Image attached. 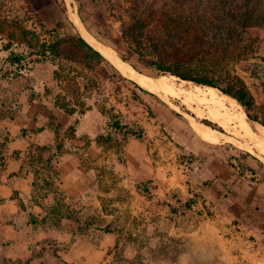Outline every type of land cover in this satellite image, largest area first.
<instances>
[{
    "label": "rangeland",
    "instance_id": "1",
    "mask_svg": "<svg viewBox=\"0 0 264 264\" xmlns=\"http://www.w3.org/2000/svg\"><path fill=\"white\" fill-rule=\"evenodd\" d=\"M133 1L0 0V114L8 111L1 108L5 93L25 91L29 99L33 96L41 100L44 95L46 99L42 101L51 107L56 103L58 107L75 110L78 116L98 108L135 130L157 126L167 133V124L162 122L164 117L175 116L177 120L169 123L179 129L187 123L191 128L200 123L205 125L202 121L207 120L221 128L223 132L217 131L225 133L237 147H246L264 169V155L258 151L253 139L239 133L233 123L228 131L212 118L216 112L224 111L227 115H222L223 120L245 114V120L254 132L264 130L261 124L248 119L247 112L235 99L225 97L220 90L248 92L254 98L250 115L264 123V0H146L153 8L180 2L181 14H175L169 22L155 20L154 16L144 23L132 18ZM169 23L174 26L171 30L166 29ZM81 39L97 49L102 58ZM129 49L142 51L185 77L214 82L220 88H214L217 98L225 102L228 110L219 111L214 104L189 95L199 86L194 82L143 67L138 54L128 56ZM104 50L113 52L122 62L123 57L127 58L129 61L124 63L153 83L159 78L168 79L172 90L167 93L152 92L143 87L147 92L134 89L131 81L138 84L137 80L124 75L103 54ZM11 51L22 55L24 63L42 62L33 70L25 71L22 79L10 78L6 59ZM40 52H44L45 57ZM132 92L140 101L133 100ZM23 102L20 99L8 101L13 109L10 112L19 113L18 108L24 106ZM45 120H49L48 129L54 133V139L55 133L58 138L61 135L65 139L71 135L72 128L56 126L53 116L45 117ZM29 132L27 128L21 129L16 139L0 132V167L3 169L15 163L12 173L17 187L13 202L7 206L9 216L0 220V264H153L145 253L143 258L135 261L125 257V250L117 258L98 253L103 238L100 227L111 218L93 210L85 211L79 201L68 199L59 180L55 181L52 169L30 165L24 148ZM119 139L114 135L115 142L111 144V149L118 153L122 150ZM52 151L55 153V147ZM26 175L29 176L32 200L23 193L28 185ZM55 187L60 193L58 202L69 220L64 221L60 229H55V220H52L55 216H52L46 224L30 230V215L40 213L39 219L45 216L43 210L33 204L42 202L45 210L50 211L55 207ZM115 223L112 219L109 225ZM74 244L76 251L70 254ZM108 245L113 251V241H108Z\"/></svg>",
    "mask_w": 264,
    "mask_h": 264
},
{
    "label": "crops",
    "instance_id": "2",
    "mask_svg": "<svg viewBox=\"0 0 264 264\" xmlns=\"http://www.w3.org/2000/svg\"><path fill=\"white\" fill-rule=\"evenodd\" d=\"M5 94L1 108L8 111L0 114V132L16 139L27 128L30 135L24 148L28 160L34 145L55 147L59 170L55 181L59 180L63 194L79 201L85 211L116 221L100 227V255L117 258L125 250L127 259L135 261L145 253L153 264H264V169L246 147H237L225 133L219 132L217 143H209L189 123L183 129L171 125L177 120L173 116L163 118L167 133L157 126H144L140 127L142 138L125 140L121 133L107 132L110 116L98 108L78 116L75 110L67 111L56 103L51 107L42 101L44 95L40 100L29 99L25 91ZM14 99L25 101L21 109L15 107L17 114L10 112L8 103ZM49 116L55 118L56 126L72 128L71 135L65 139L55 133L54 139L49 120H45ZM114 135L121 138L120 153L111 149ZM14 165L0 167L1 221L9 216L7 206L17 189ZM28 179L23 193L31 199ZM58 195L55 187V207L50 211L42 202L33 204L45 216L30 215V230L46 224L58 206L62 216L52 218L55 229L69 220ZM108 241H113V251ZM72 248L70 254L76 251L75 244Z\"/></svg>",
    "mask_w": 264,
    "mask_h": 264
},
{
    "label": "trees",
    "instance_id": "3",
    "mask_svg": "<svg viewBox=\"0 0 264 264\" xmlns=\"http://www.w3.org/2000/svg\"><path fill=\"white\" fill-rule=\"evenodd\" d=\"M134 1H136V0H134ZM134 1L132 3V7H131V11L133 13L132 18L134 20L140 22V23H142L143 21L146 22L147 21L146 19H152L155 17H156L155 20L161 19V20H166L165 22H169V21H171V19H169V18H172L175 14H178V16H179V14H181V9H180L181 3L180 2H177L175 4L173 3L171 5H166L164 8L161 5H159L157 8H153L152 5L149 4L146 0H137L136 3H134ZM173 27H172V24L169 23V25H167L166 29L171 30V29H173ZM80 41L86 47H88L92 52H94L98 57L102 58L101 54L98 51H96L91 45H89L86 41H84L83 39H81ZM135 53L138 54V61L140 62V64L143 65V67H145L147 69L155 70V71L159 72V74H162V75L170 74V75L176 76V77H178L184 81H192L196 85H199V86H204V87L207 86V87L220 89L212 81L193 79V78H189V77H185L183 75H180L179 73L172 70L170 67L164 65L162 62H159L157 60L149 58L142 51H134L133 49H129L128 56H132ZM40 55L45 57L44 52H42V53L40 52ZM123 59L125 62L129 61L125 57H123ZM40 62H42V61H37L33 65H31V63H29V62L24 63V58L22 57V55H18L17 53L11 51L8 58L6 59V63H8V69H9L8 76H10V78H13V79L17 78L18 76L22 75L25 71L33 70L35 65L40 63ZM131 83H132L134 89H137L140 92H147L139 84L132 82V81H131ZM220 90L224 95L235 99L239 103V105L245 109V111L247 112V116H248L249 120L255 121L264 127L263 122L258 121L256 118H253L249 113L251 108L254 106V98L248 92L246 93L245 90H243V89L241 91H238V92H234L230 89H220ZM152 96H154V95H152ZM132 98L135 101H140L139 96L135 92H132ZM61 108H64V107H61ZM64 109L67 111H70V110L66 109V107ZM183 109H185V107H183ZM187 113L191 114L190 112H187ZM191 115L194 116L193 114H191ZM177 116H179V115H177ZM202 123L208 127L213 128L214 130H219V131L223 132V130L221 128H218L216 125H214L210 121L203 120ZM106 130H107V132H117V133L123 134L125 140L129 137L142 138V136H143L142 130H135L132 127H130L129 125L122 123L118 119L117 120L113 119L112 117H110L106 122ZM101 138H103V136ZM104 139H106V141H107L110 139V136L109 135L104 136ZM5 140H6V142H8L7 137ZM28 157H29V161H30L31 166L37 167V168H43L44 166H47V168L53 170V172H54L53 175L55 176V178L58 177L59 170L57 169V164L55 163L53 165V160H54V158L56 160L57 154L53 153L50 148L41 147L39 145H34V146H32ZM48 192H46V195ZM59 207L60 206H58L56 209L54 208L52 210V213L55 217L56 216H62L61 211L58 209ZM44 221H45V219L43 220V222ZM31 223L33 225L37 224L36 219H31Z\"/></svg>",
    "mask_w": 264,
    "mask_h": 264
},
{
    "label": "bare ground",
    "instance_id": "4",
    "mask_svg": "<svg viewBox=\"0 0 264 264\" xmlns=\"http://www.w3.org/2000/svg\"><path fill=\"white\" fill-rule=\"evenodd\" d=\"M101 52V51H100ZM103 54L108 57L109 59H111L110 61H112L114 63V65L119 68L122 73L130 78L136 79L138 84L147 89L150 90L152 92H167L169 93V90L172 88L170 87V83L168 82V79L166 78H159L158 80H156L154 83L151 79L144 77L142 75H138L129 65H127L126 63H124V61L122 62L120 59H118L114 53H110L109 51L104 50ZM119 56V55H118ZM174 80V79H173ZM186 85V84H185ZM184 85V86H185ZM177 87V86H176ZM183 87V86H182ZM207 87V86H205ZM195 88V86H194ZM178 89V88H177ZM181 90V88H180ZM183 90V89H182ZM187 90V89H185ZM191 90V89H190ZM178 92V91H177ZM185 92V91H184ZM173 94V92H172ZM182 94V93H180ZM189 95L191 96H195V97H200L202 98V100H204L205 102H210L212 104H214L219 111H224L227 109L225 102L219 100L217 98L218 95H216L215 93V89L212 87H207V89L203 90L202 87L200 86H196L195 90L193 92H190ZM188 97V96H187ZM194 97V98H195ZM219 97V96H218ZM227 98H229L228 96H225ZM190 99V97H189ZM231 99V97L229 98ZM194 100V99H193ZM201 100V99H200ZM233 100V99H231ZM198 101V100H196ZM226 101V100H225ZM235 101V100H233ZM204 102V103H205ZM202 103V102H201ZM230 103V102H229ZM211 104V105H212ZM233 104V103H232ZM230 106V105H229ZM215 107V109H216ZM239 107V105H238ZM217 110V109H216ZM228 110V109H227ZM236 110V109H235ZM239 110V109H238ZM213 112V111H212ZM232 112V111H231ZM224 113L226 114L227 112L224 111ZM223 112L220 114H218L216 112V116L212 115L211 117L213 118V120H215L214 122H218L221 125H224V128H228L230 123H233L235 125V128L237 127V129L239 130V133L244 134L245 136L253 139L257 145V149L258 151L264 155V130L263 131H257L254 132L252 130V127H250V125L247 123V121L245 120L246 115L245 114H236V115H231L232 117L228 118L227 120H223L224 118L222 117V115L224 114ZM224 114V115H225ZM233 114V113H232ZM223 115V116H224ZM227 115V114H226ZM255 126V125H253ZM193 127V126H192ZM231 127V125H230ZM233 127V125H232ZM194 131L196 132V134L201 137L203 140L208 141L209 143H217L219 140V132L217 130L212 129L211 127L205 126V125H201V123L199 125H195L194 127ZM261 128V127H260ZM230 128H228L229 131ZM226 131V130H225ZM227 131V132H228ZM235 131V130H234ZM229 133V132H228ZM233 133V132H232ZM231 134V132H230ZM240 135V134H239ZM243 136V135H242ZM223 138V137H221ZM248 139V138H247ZM220 141V140H219ZM254 145V144H253Z\"/></svg>",
    "mask_w": 264,
    "mask_h": 264
}]
</instances>
